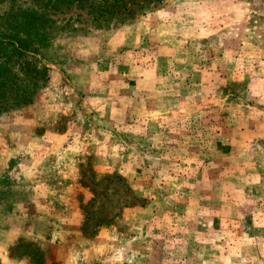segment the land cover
Masks as SVG:
<instances>
[{
	"label": "rangeland",
	"instance_id": "374dc122",
	"mask_svg": "<svg viewBox=\"0 0 264 264\" xmlns=\"http://www.w3.org/2000/svg\"><path fill=\"white\" fill-rule=\"evenodd\" d=\"M44 15L0 95V264H264V0Z\"/></svg>",
	"mask_w": 264,
	"mask_h": 264
},
{
	"label": "trees",
	"instance_id": "16d2710c",
	"mask_svg": "<svg viewBox=\"0 0 264 264\" xmlns=\"http://www.w3.org/2000/svg\"><path fill=\"white\" fill-rule=\"evenodd\" d=\"M17 1L0 0V95L15 88L12 87L15 72L24 75L30 65L37 68L35 54L49 41L48 20L44 17L47 12L77 7L87 11L101 27L118 19H132L162 0H30L31 8L21 7ZM34 71L40 74L43 69ZM20 90L19 86L16 92L22 93Z\"/></svg>",
	"mask_w": 264,
	"mask_h": 264
},
{
	"label": "crops",
	"instance_id": "0c3cea01",
	"mask_svg": "<svg viewBox=\"0 0 264 264\" xmlns=\"http://www.w3.org/2000/svg\"><path fill=\"white\" fill-rule=\"evenodd\" d=\"M261 78H262V79H263V81H264V77L262 76ZM262 89L264 90V87H263V86H262Z\"/></svg>",
	"mask_w": 264,
	"mask_h": 264
}]
</instances>
